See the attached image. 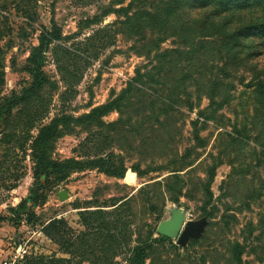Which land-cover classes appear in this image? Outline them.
Returning <instances> with one entry per match:
<instances>
[{"label": "rangeland", "instance_id": "rangeland-1", "mask_svg": "<svg viewBox=\"0 0 264 264\" xmlns=\"http://www.w3.org/2000/svg\"><path fill=\"white\" fill-rule=\"evenodd\" d=\"M256 26L264 0H0L2 262L130 264L140 246L147 264H264ZM43 27L60 38L35 83ZM173 207L184 245L157 233Z\"/></svg>", "mask_w": 264, "mask_h": 264}, {"label": "trees", "instance_id": "trees-1", "mask_svg": "<svg viewBox=\"0 0 264 264\" xmlns=\"http://www.w3.org/2000/svg\"><path fill=\"white\" fill-rule=\"evenodd\" d=\"M56 28V27H55ZM254 28V32H250L249 29L245 30L246 34H250L253 33L252 35L254 36H258V30H260V32L264 33V26H256L253 27ZM60 34L58 33V31L55 29L53 31H50L49 29H47L46 27H43L41 29V37H40V43L39 45L33 46L31 49V53L30 56L28 57V61L31 64V66L33 68H31L30 73L33 75L34 77V81L35 83H40L42 82L44 79H46V76L44 75V72L42 70L43 65H44V61H45V52L48 49L49 45L51 42L58 40L60 38L59 36ZM114 108V105L110 102L107 103L101 107L98 108H94L91 112V114H87L86 116H84V118H90V116L92 115H107L109 112H111ZM63 119H67V117H63L61 118H57L55 119L51 126H46L42 129L43 132L47 131V130H51V129H55L58 127V123L63 120ZM48 160V159H47ZM107 161H109L108 159H104L103 157L97 159V160H93L91 161V165L107 174H109L110 176H115V177H124V171L122 172H118L117 170H111L109 167L104 169L103 164L106 163ZM50 164L52 166H56L57 164L53 161L50 162ZM37 173L40 174L41 171L37 170ZM212 176V174L210 175V177ZM214 177V176H213ZM212 177V179H213ZM21 207H24V204L21 205ZM161 241H165L167 239L166 236H162L160 237ZM147 253L148 250L146 248H142L140 246H138L135 250V255L134 258L131 260L130 264H146V260H147ZM237 261L239 263H242V258L241 256L237 257Z\"/></svg>", "mask_w": 264, "mask_h": 264}, {"label": "water", "instance_id": "water-1", "mask_svg": "<svg viewBox=\"0 0 264 264\" xmlns=\"http://www.w3.org/2000/svg\"><path fill=\"white\" fill-rule=\"evenodd\" d=\"M60 200H66L69 198V193L65 190L59 193ZM187 213L182 207H173L170 210V216L162 220L158 227L157 233L169 238H178L179 242L184 245L193 236L190 226L191 221L186 222ZM186 225V229L182 232L183 227Z\"/></svg>", "mask_w": 264, "mask_h": 264}, {"label": "built area", "instance_id": "built-area-1", "mask_svg": "<svg viewBox=\"0 0 264 264\" xmlns=\"http://www.w3.org/2000/svg\"><path fill=\"white\" fill-rule=\"evenodd\" d=\"M21 257L23 259V256L17 253L15 257H11L10 260L6 259L1 264H21Z\"/></svg>", "mask_w": 264, "mask_h": 264}, {"label": "crops", "instance_id": "crops-1", "mask_svg": "<svg viewBox=\"0 0 264 264\" xmlns=\"http://www.w3.org/2000/svg\"><path fill=\"white\" fill-rule=\"evenodd\" d=\"M175 202V201H174ZM173 203V202H172ZM3 253H4V251H3ZM9 253V252H8ZM5 257V254L3 255V254H0V264L2 263V260H3V258ZM148 260V259H147ZM147 260H146V264H147Z\"/></svg>", "mask_w": 264, "mask_h": 264}]
</instances>
